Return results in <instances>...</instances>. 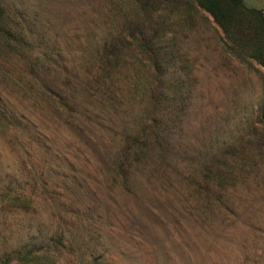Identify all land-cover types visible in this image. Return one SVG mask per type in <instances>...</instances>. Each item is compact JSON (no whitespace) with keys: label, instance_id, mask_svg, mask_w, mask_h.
<instances>
[{"label":"rangeland","instance_id":"1","mask_svg":"<svg viewBox=\"0 0 264 264\" xmlns=\"http://www.w3.org/2000/svg\"><path fill=\"white\" fill-rule=\"evenodd\" d=\"M0 5L13 35L0 39V109L24 117L21 143L0 140V191L31 198L27 212L0 205L15 224L0 228V254L264 264V66L253 45L227 42L192 0ZM35 77L78 98L79 125L42 113L52 108Z\"/></svg>","mask_w":264,"mask_h":264},{"label":"trees","instance_id":"2","mask_svg":"<svg viewBox=\"0 0 264 264\" xmlns=\"http://www.w3.org/2000/svg\"><path fill=\"white\" fill-rule=\"evenodd\" d=\"M199 8L208 12L214 17L215 23L219 25L225 33L227 42L232 45H238L239 48H245L253 45V56L258 59L264 66V14L261 10L251 9L247 7L243 0H192ZM7 10L0 5V39L10 41L13 38L12 30L6 24ZM9 43V42H8ZM16 52L17 49L13 48ZM31 83V82H30ZM32 86L38 90L35 97L38 101L46 102L51 106V111L43 108L44 115L58 116L60 119L70 120L75 124H80V102L77 97L68 94L55 95L47 86L46 82L38 77L32 81ZM37 86V87H36ZM50 90V91H49ZM37 102V101H36ZM15 116L12 111L0 109V140L9 141L14 146L21 143L22 134L18 132V127L14 125L18 119L23 116ZM2 180L0 177V190L2 188ZM18 192V191H17ZM31 198L28 194H10V191H0V205H23L25 212L28 211ZM9 204V205H8ZM0 213L5 208L0 206ZM10 207V206H9ZM3 218V217H2ZM11 224L7 226V219L0 217V228L9 229L13 233ZM3 229V230H4ZM1 233V230H0ZM14 256V257H13ZM18 261L21 264H47L48 259L44 256L37 255L30 251L22 254L16 251H6L0 254V264H13Z\"/></svg>","mask_w":264,"mask_h":264},{"label":"crops","instance_id":"3","mask_svg":"<svg viewBox=\"0 0 264 264\" xmlns=\"http://www.w3.org/2000/svg\"><path fill=\"white\" fill-rule=\"evenodd\" d=\"M243 2L247 7L261 10L264 14V0H243Z\"/></svg>","mask_w":264,"mask_h":264}]
</instances>
